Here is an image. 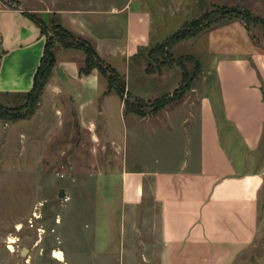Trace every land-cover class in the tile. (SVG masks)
<instances>
[{"label": "crops", "instance_id": "0c3cea01", "mask_svg": "<svg viewBox=\"0 0 264 264\" xmlns=\"http://www.w3.org/2000/svg\"><path fill=\"white\" fill-rule=\"evenodd\" d=\"M246 1L264 14V0ZM223 4L227 0L0 1V95L17 99L34 86L47 37L28 13L47 24L55 17L90 40L125 78L128 94L155 100L179 88L184 70L148 72L150 50ZM199 40L205 62L181 51ZM172 51L196 58L198 82L182 99L141 117L125 112L124 99L109 91L97 68L81 73L82 50L60 47L34 115L52 110L61 120L70 114L77 127L102 130L135 164L112 175L121 181L123 208L143 210L155 235L131 258L144 257L140 264H235L256 239L264 187V41L232 18Z\"/></svg>", "mask_w": 264, "mask_h": 264}, {"label": "rangeland", "instance_id": "374dc122", "mask_svg": "<svg viewBox=\"0 0 264 264\" xmlns=\"http://www.w3.org/2000/svg\"><path fill=\"white\" fill-rule=\"evenodd\" d=\"M0 1L7 4L11 0ZM227 3L217 7L251 11L252 19L245 15L244 21L258 41H264V23L257 19L264 20V14L246 0ZM203 43L184 45L181 51L203 58ZM172 48L149 52L150 70L179 61L186 66L183 92L175 90L164 96L170 103L190 92L200 76L195 60L186 58L189 54L173 53ZM125 96L141 102L142 116L156 114L170 104L154 112L162 99L135 98L128 92ZM0 102L13 106L25 101L21 96L10 99L0 95ZM77 126L74 116L63 115L60 120L52 110L45 117L36 114L16 122L0 120V264L144 263V257L131 258L129 254L145 251V238L154 234L152 221L148 219V227L143 210L123 208L121 181L112 175L135 164L125 161V151H118L102 130L90 132ZM57 250L64 252L65 261L54 256ZM235 264H264V187L256 239Z\"/></svg>", "mask_w": 264, "mask_h": 264}, {"label": "trees", "instance_id": "16d2710c", "mask_svg": "<svg viewBox=\"0 0 264 264\" xmlns=\"http://www.w3.org/2000/svg\"><path fill=\"white\" fill-rule=\"evenodd\" d=\"M250 12L251 11L247 9H240L238 7L219 8L216 6L215 8H212L209 11L203 13L199 18L186 23L181 29L176 31L164 42L158 44L154 48L164 47L168 49L180 41L191 39L197 36L198 34L208 29L211 25L221 20H229L232 18H240L246 20L244 18L245 15L249 19H252V17L250 16ZM28 15L40 25L42 33L47 37L44 54L41 58L40 66L38 67V70L35 74L33 88L30 91L19 95L25 102H22V104L20 105L18 104L13 106H7L0 102V120H3L7 123L16 122L22 119L30 118L34 115L36 109L40 104L44 87L47 84L56 65L57 49L60 47L78 48L82 50L86 54V64L81 68V73L88 74L93 69L97 68L102 75L107 77L109 82V91L117 92L124 99L126 113L131 111L136 112L140 115L145 114L141 108L142 105L140 104L141 102L139 100L130 99L129 96H125L126 92H128L125 78L114 67H112L99 56L93 43L90 40L68 30L62 24H60V22L55 17H53L52 21L47 24L42 17L34 13H28ZM257 19L261 23H264V20L261 17L260 19L257 17ZM186 58L195 60L197 68L196 72L198 73V71H200L199 62L191 55L186 56ZM172 66H180L183 68L184 75L181 85H186L188 71L183 61H179L176 63V65L174 64L167 67ZM162 67L164 68V66ZM163 68L160 67L161 71ZM160 69L150 70L149 67L148 72H161ZM181 85L175 93H177L178 91L183 92V88ZM160 99L162 100L155 108L154 112L158 111V109L166 106L171 102V100H168V98L164 96L163 98H158V101Z\"/></svg>", "mask_w": 264, "mask_h": 264}, {"label": "bare ground", "instance_id": "6f19581e", "mask_svg": "<svg viewBox=\"0 0 264 264\" xmlns=\"http://www.w3.org/2000/svg\"><path fill=\"white\" fill-rule=\"evenodd\" d=\"M59 260H63L65 261L66 260V257H65V254L62 250H57L55 251V255Z\"/></svg>", "mask_w": 264, "mask_h": 264}, {"label": "water", "instance_id": "95a60500", "mask_svg": "<svg viewBox=\"0 0 264 264\" xmlns=\"http://www.w3.org/2000/svg\"><path fill=\"white\" fill-rule=\"evenodd\" d=\"M64 193H65V192H64V189H62L61 192H60V194H61V195H64Z\"/></svg>", "mask_w": 264, "mask_h": 264}]
</instances>
